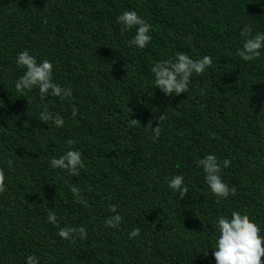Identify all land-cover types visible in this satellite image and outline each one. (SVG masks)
Segmentation results:
<instances>
[{
  "label": "trees",
  "instance_id": "16d2710c",
  "mask_svg": "<svg viewBox=\"0 0 264 264\" xmlns=\"http://www.w3.org/2000/svg\"><path fill=\"white\" fill-rule=\"evenodd\" d=\"M126 10L151 25L144 49L129 47L134 29L121 32ZM246 24L264 33V0H0V264L29 255L39 264H215L214 221L233 211L264 236V49L252 60L237 54ZM24 50L48 59L72 97L17 93ZM177 52L212 63L187 93L166 96L150 69ZM44 107L64 125L42 122ZM161 115L154 139L147 127ZM69 149L82 154L78 176L50 167ZM207 154L230 160L220 175L235 195L211 192L197 163ZM175 175L189 188L182 200L168 188ZM113 205L122 222L108 228ZM49 211L87 237H59Z\"/></svg>",
  "mask_w": 264,
  "mask_h": 264
},
{
  "label": "clouds",
  "instance_id": "9594fccd",
  "mask_svg": "<svg viewBox=\"0 0 264 264\" xmlns=\"http://www.w3.org/2000/svg\"><path fill=\"white\" fill-rule=\"evenodd\" d=\"M116 19L121 25V32L135 30L133 38L128 41L129 47L144 49L150 43L152 39L151 25L139 16L136 10H126ZM240 38L242 46L237 50L239 56L245 60H252L261 55V50L264 49V33L253 34L252 27L246 24L240 30ZM15 63L17 67L23 69V75L14 84L17 93L23 95L36 88L41 100L48 96L58 97L61 100L72 97L73 92L70 87H62L54 82V66L48 59L38 62L35 56L24 50L17 54ZM211 63L212 57L208 55L194 60L185 53L177 52L174 58L154 63L150 71L154 77L155 88H158L166 96H179L188 92L193 74H202L207 67L211 66ZM202 94L203 90H201ZM71 115L73 118L77 116L75 108ZM163 119L164 115H161L157 118L158 126L153 127L150 123L147 127L151 128L154 139L161 134ZM40 120L44 123L51 121L57 128L62 127L65 123L59 113L50 112L47 107L42 109ZM137 123V120L130 119L129 127L135 126ZM81 155L80 151L69 149L59 158H51L50 167L63 170L72 176H78L80 170L85 167ZM197 163L204 173L205 183L215 196L226 199L230 194L235 195V188L230 189L220 175L221 168H227L230 165V160L225 159L219 162L215 155L207 154ZM13 166L14 161L7 160V167L11 169ZM168 188L174 194H178L180 200L189 193V188L182 175H175L169 179ZM5 191V176L3 170H0V193ZM69 191L77 198L78 202H82L79 199L80 191L77 186H70ZM110 211L115 215L107 217L104 224L108 228H117L122 222V216L117 212L115 205L111 206ZM47 221L59 229L57 235L62 239L71 240L79 237L83 240L87 237V231L83 225L78 228L61 227L53 211L48 212ZM214 225L217 230L212 253L215 264H264V260H262L264 258V236L261 235V229L248 215L233 211L230 216H219L214 221ZM139 233V227L133 228L128 234L129 239L137 237ZM25 264H39L38 257L35 255L25 257Z\"/></svg>",
  "mask_w": 264,
  "mask_h": 264
}]
</instances>
